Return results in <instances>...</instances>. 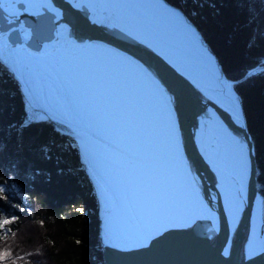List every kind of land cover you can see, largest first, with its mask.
Returning <instances> with one entry per match:
<instances>
[{
	"label": "rangeland",
	"instance_id": "1",
	"mask_svg": "<svg viewBox=\"0 0 264 264\" xmlns=\"http://www.w3.org/2000/svg\"><path fill=\"white\" fill-rule=\"evenodd\" d=\"M104 1L110 8L157 3L156 9L147 8L149 13L184 25L210 53L190 20L164 0ZM20 27L27 38L29 29ZM131 29L198 82L224 80L213 54L206 68L146 24L136 22ZM65 33L60 28L54 43L34 52L25 45L13 47L0 32V63L19 83L29 117L45 123L53 119L70 131L98 198L103 243L141 244L150 236L143 227L147 213L164 200L165 181L155 165L174 158V121L136 65L107 47L76 44ZM43 114L50 118L36 117Z\"/></svg>",
	"mask_w": 264,
	"mask_h": 264
},
{
	"label": "trees",
	"instance_id": "2",
	"mask_svg": "<svg viewBox=\"0 0 264 264\" xmlns=\"http://www.w3.org/2000/svg\"><path fill=\"white\" fill-rule=\"evenodd\" d=\"M164 1L184 13L235 81L264 210V0ZM0 148V264H103L102 216L80 149L65 125L29 117L1 63Z\"/></svg>",
	"mask_w": 264,
	"mask_h": 264
},
{
	"label": "water",
	"instance_id": "3",
	"mask_svg": "<svg viewBox=\"0 0 264 264\" xmlns=\"http://www.w3.org/2000/svg\"><path fill=\"white\" fill-rule=\"evenodd\" d=\"M45 3L41 4L38 11H33L23 0H17L15 2L17 11L9 12L5 0H0V32L6 34L7 43L24 44L32 51L40 52L45 46L54 43L59 29L64 27L66 29L64 36L75 43H93L112 48L136 65L159 95L171 119L173 118L186 165L194 177L201 197L217 219L216 224L209 216H205L185 225H169L135 246L118 247L103 243V264L264 262V247L250 254L244 251L243 244L249 228L252 201L256 195H260L256 178V155L244 115L242 124L238 123L227 108L210 99L201 84L181 69L162 49L154 43L147 42L132 29L96 19L90 7L84 3L73 0H49L50 4ZM177 10L186 18L181 10L178 8ZM20 24L29 29L26 39ZM209 51L212 54V50ZM220 71L222 73L221 69ZM224 78L228 81L225 76ZM229 81L233 88L234 81ZM212 111L218 115L228 132L247 145L246 201L232 229L222 203L217 172L196 140L197 128L205 126V119L211 116ZM241 113L243 114V110ZM213 239H219L220 244L210 256ZM185 252L190 256L184 258L180 255ZM235 255L237 262L233 263L232 257Z\"/></svg>",
	"mask_w": 264,
	"mask_h": 264
},
{
	"label": "bare ground",
	"instance_id": "4",
	"mask_svg": "<svg viewBox=\"0 0 264 264\" xmlns=\"http://www.w3.org/2000/svg\"><path fill=\"white\" fill-rule=\"evenodd\" d=\"M16 1L5 0V6L9 12L17 11L15 7ZM23 1L33 11H38L41 4L45 2V4H50L49 0ZM73 1L88 5L92 11V15L100 21L120 24L125 28H129V30L133 28L136 22L146 24L157 35H160L180 51L192 56L206 68L212 62L210 53L185 31L184 25L168 23L148 12L147 8L156 9L155 7H158L156 6L158 5L157 3L140 1L135 2L131 7L118 5L117 8H110L104 0ZM10 45L17 47L24 44ZM229 82V79L227 81L225 78L224 80H214L211 78L199 83L210 99L227 108L233 118L242 124V115L244 113L242 114L241 112L243 108L238 101L236 91L233 90L234 87L231 88ZM205 120V126H201L202 123H200L201 127L197 128L196 140L199 142L198 144L201 146L204 155L209 159L217 172L222 203L227 219L230 222V228L232 229L246 201L245 189L248 174L247 145L231 132H228L226 126L214 111ZM174 125L177 132L175 122ZM172 155L174 156L172 161H165L155 165V168L162 174L165 187L164 200L153 205L144 219V230H147L150 235L169 225H185L198 217L209 216L215 224L217 223L215 213L204 202L194 181V177L186 165L178 142V133L177 139L175 137ZM263 211L262 197L261 195H256L251 204V213L248 221L249 228L246 232L245 243L243 240L244 251L246 250L247 253H256L264 247ZM211 242L212 254L210 256L213 255L214 250L220 244L219 239H213ZM180 255L184 256V258L190 256L186 252ZM236 258V255L232 257L233 263L237 262ZM215 264H222V262L215 261ZM257 264H264V262L259 261Z\"/></svg>",
	"mask_w": 264,
	"mask_h": 264
},
{
	"label": "built area",
	"instance_id": "5",
	"mask_svg": "<svg viewBox=\"0 0 264 264\" xmlns=\"http://www.w3.org/2000/svg\"><path fill=\"white\" fill-rule=\"evenodd\" d=\"M24 33V32H23ZM36 117H49V116H47V115H45V114H43V115H36ZM34 118V117H33ZM50 118V117H49Z\"/></svg>",
	"mask_w": 264,
	"mask_h": 264
}]
</instances>
